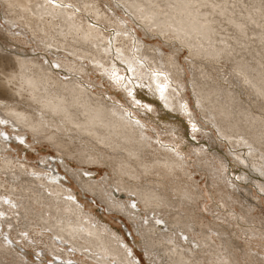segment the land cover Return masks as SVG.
Here are the masks:
<instances>
[{"label":"bare ground","instance_id":"obj_1","mask_svg":"<svg viewBox=\"0 0 264 264\" xmlns=\"http://www.w3.org/2000/svg\"><path fill=\"white\" fill-rule=\"evenodd\" d=\"M33 1L0 0L3 6L1 15L9 24L26 26L25 29L35 38L44 37L42 45L45 47L59 45L66 48L73 56L89 59L95 69L102 68L108 77L115 71L124 77L118 86L124 91L131 89L134 100L136 90L143 88L160 105L167 104L165 107L182 112L181 105L185 102L178 89L186 87L178 53L185 49L191 66L190 86L195 105L205 121L217 124L213 123L219 140L228 143L232 157L237 158L235 160L244 169L253 172V180L259 187H264V182L261 183L264 181V157L262 150L256 149L264 146V0H113L115 6L123 9L144 34L159 36L165 44L171 45L168 54L155 45L136 39L133 32L116 18L113 8L101 5V0H73V3L95 20L106 21L116 29L114 32V29L105 31L99 25L101 23L91 22L74 6L54 7L48 0L30 4ZM62 1L71 0H55V3L68 6ZM11 37L19 41L13 33ZM17 52L0 48V120L10 121L18 127V130H12V137L3 129L5 123L0 124V132L7 137L0 136V212L4 213L0 217V264H43L38 256L35 262H25V254L17 252L12 241L5 244V235L11 239L9 225L19 230L18 237L28 230L44 236L46 248L58 255L57 263L70 258L66 249L59 247L61 251L56 250V243H67L79 252L86 251V256L102 264H113L107 261L108 258L114 259L115 264L139 260L132 247L130 250L135 259L129 258L127 250L120 247L124 241L119 233L106 224H97L91 218L93 215L90 217L77 205L72 189L67 186L68 191H65L59 175L46 166L48 159L41 158L42 165L36 167L14 162L13 156L4 151L11 146L10 141L20 142L17 137L25 138V126L34 134L43 132L42 139L46 138L54 147L62 165L64 157L69 156L75 157L77 162L101 163L110 167L111 177L106 173L97 183L80 173H69L81 190L93 193L107 206L121 207L116 198L118 193L113 189L134 195L143 212L133 213L132 208L125 204L122 208L130 217L131 214L140 216L137 221H131L132 226L144 239V252L152 255L151 261L155 264L162 261L164 264H180L181 260H195L197 264H261L264 252L259 253L251 247L252 253H249L250 248L246 245H236L237 240L233 236L239 234L229 221L227 226L198 221L192 204L202 194L201 187L194 177L186 179L190 173L188 166L192 163L185 155H179L178 159L175 158L178 155L175 148L170 144H151L146 133L143 135L145 125L132 115L131 110L121 111L122 107L111 100V95L97 93L81 83H72L76 80L73 76L65 77L66 73L61 78V68L76 70L73 59H70L71 64L66 57L40 64L30 55L20 57L21 53ZM14 54L18 58L13 57ZM45 59L47 61L46 56ZM81 66L78 67L80 71L84 68ZM154 70L168 76L165 99H161L152 78ZM159 80L163 81V77ZM172 81L180 87L177 89ZM224 120L227 125L231 121L240 125L230 130ZM246 130L249 134L242 135ZM215 156L224 169V158L218 154ZM211 164L203 162L205 167L199 165V169L211 171ZM216 170L217 167L215 173ZM84 171L87 172L86 169ZM108 181L112 185L106 189L103 185ZM141 181L146 183L139 185ZM69 196L73 199H67ZM228 197L229 204L237 200L234 196ZM4 198L16 207L5 204ZM128 204L132 206L134 203L130 201ZM166 208H171V215L167 216L169 209ZM238 216L242 218L244 215L240 213ZM157 218L166 226H176V229L161 231L155 223ZM185 218L199 229L195 240L178 228L180 224L185 225ZM146 219L147 225L144 223ZM234 219L235 223L238 219ZM3 223L7 226L5 230L2 229ZM237 226L247 243L258 238L254 236L256 231L250 230L252 228L242 227L238 221ZM179 231L189 240L177 236ZM174 248L175 253L172 251Z\"/></svg>","mask_w":264,"mask_h":264},{"label":"rangeland","instance_id":"obj_2","mask_svg":"<svg viewBox=\"0 0 264 264\" xmlns=\"http://www.w3.org/2000/svg\"><path fill=\"white\" fill-rule=\"evenodd\" d=\"M39 1L41 2L42 0ZM39 1L34 0L30 4ZM62 3L67 4L70 7L72 6L75 7V2L73 3V0L66 2L62 1ZM101 5H104L105 7L108 6L109 8L110 7L113 8L110 9L114 11L115 15L117 16L116 18L117 19L119 18L123 22L126 29L128 30L130 29L133 32V35H135L136 39L139 38L145 44L155 45L160 49H162L165 53L167 54L169 53V51L172 48L171 45L165 44L163 39H161L159 36L156 35L151 36L150 33L148 35L144 34L143 30L139 28L131 19H129V16L125 14L123 9L115 6L113 0H101ZM2 7L3 6L1 5L0 2V41L2 42L0 43L1 44L0 48L2 49L6 48L9 49L10 51L12 50L15 53L18 51L17 53L19 54L21 53L20 54L21 56L19 55L20 57H22L23 54H27L28 56L30 55L31 59L36 61V63H40V64L42 63L45 64L48 61L51 63L54 59L64 60L65 57L69 58V62L71 64L72 60L70 59H73L77 66L75 67L76 70L72 68H67V70H64L63 68H61V71L63 70L62 73L59 74L61 78L64 77L63 73H66L67 75L65 77L73 76L72 78L76 80V81H72V83L74 82V83L84 84L83 86L85 87L87 86V88L95 92L97 91V93L102 92L103 94L106 95H111V96L113 95L114 97L110 96V98L113 102L116 103V105H120L122 107L120 108L121 111L127 112L128 110H131L132 115L138 117V120H140V122L145 125L143 130L146 131L143 133V135L146 133L145 135H147L146 137H148V141L151 144L155 145L156 143H162L166 146L170 144L172 147L175 148L174 149L176 151V152L174 151L175 154H178L176 155L177 157L175 158L179 159V155L180 156L185 155L186 159H188L189 162L192 163L191 165L188 166V172L190 171V173H188L189 175H186V179L194 177L196 179V183H198L199 187H201L200 193L202 194L197 196L196 199L197 201L195 200L194 203L192 202L193 204L191 203L193 205V211L197 215L198 221L201 223L214 222V223L224 224L226 226H227V222L229 221L231 227H233L234 230H237L239 234V235L233 234L234 235L233 237L237 240V242H235L236 245H246V247L250 248V250L248 249L247 251L249 253L250 252L252 253L251 247L257 250L259 253L264 252V187L263 186L259 187L258 184L253 180L255 178L253 175H251L253 172L248 171L247 168L244 169V167L239 165V163L235 160L237 158L232 157V155L230 154L232 151L229 149L228 143L219 140L216 130L217 128L215 127L216 123L214 121L213 123L215 124L205 121L202 112L195 105L192 89L190 86V83H192L191 82L192 73L190 69L191 66L188 64L189 59L188 58L186 59V55L188 53L185 49L179 51L180 54L178 53L179 55L178 60L184 68L183 83L185 84L186 88L183 90L179 88L180 86H178L177 82L172 81L171 83L175 87L177 86L176 87L177 89L179 88L178 90L180 91L181 96L183 97V101L186 103V104L182 103V105H187V113L184 112L183 109L182 112H180L179 110H172L168 107L160 105L159 104L160 102L156 98L150 97V95L145 93V90L143 88L142 89L138 88L136 90V92L134 93V95L136 94L135 95L136 100H134L133 96L130 97L128 95L127 91H124L122 87H119L118 85L114 84L111 77H108V75H106L101 70L102 68L95 69L92 66L93 62H91L89 59L81 58L79 56L77 57L73 56L70 54V52L66 51V48L60 47L59 45L55 47L54 46L45 47L42 45L43 43L42 41L45 40L44 37L42 39L40 37L35 38L27 29H25L26 26L21 27L18 24L16 26L14 24L13 25L9 24V22L5 21L1 15ZM75 8L77 9V11H79V13L82 16L87 18L89 17L88 19L91 22L94 20L95 22L93 21V23L95 24L101 23L99 25L103 26L105 31L114 29V27L111 25L109 26L106 23V21L99 22L98 20H95V18L92 17L91 14L84 12L78 7ZM114 31H116V29H114L112 32ZM12 33L14 34V36L19 37V41L11 37ZM2 45L4 48L2 47ZM58 55H60L61 57ZM45 56L47 57V61L45 59ZM13 57H17V56L14 54ZM77 64L79 66L82 65L81 67L84 68L81 69L80 71V69H78L79 66ZM111 74L112 72L110 73V75ZM250 78H251V72H250ZM134 101H139V104L134 103ZM150 103L152 104L151 106ZM144 105H147L148 107H143ZM149 108L151 110H149ZM166 114L168 115L169 119H166L167 117ZM170 119L172 120L170 121ZM223 122L230 130H234L237 126L240 125L239 123H235L232 121L229 122V125H227L226 120H224ZM193 124L195 125V130L193 129ZM25 127L28 128V126ZM25 127H23V131L25 132L24 143L10 141L9 144L11 146L6 147L4 151L13 156L14 162L20 161L30 165H34L36 167L42 165L40 160L41 158L45 157L46 160L48 159L46 161L48 162L46 166L52 170L58 171L63 174L61 177L62 180L59 179L61 181L60 183L64 187H66L65 191H68L67 186L68 188L72 189L74 195L78 199L77 205L80 206V208H83V210L86 211L90 215V217L93 215L94 217L92 216L91 218H93L97 222V224L100 225L106 224L112 231L119 233V235H121V237L123 238L124 241L123 244L124 245L126 244L124 249L127 250L128 248L130 249L132 247L131 250L134 252V255L139 258L138 261H140V264H149V261H151L152 259L151 258L152 255H148L147 257L145 256V252L142 244L144 243V239L142 240L141 235L135 232V228L132 226V222H131L132 220L137 221L140 218V216L138 215L137 217V215L131 214L132 217H130L129 215H126L128 214L127 212L125 214V210L124 208H122L125 207V205H128L134 211L133 213H138L139 211L143 212L142 206L138 203V200L134 198V195L129 194L125 190L117 191L113 189L114 191H116V193H118L116 198L117 200H119V203H121V205H119L121 207L118 208L122 210L120 209L118 210V208L107 206L93 193L81 190L77 185L75 179H73V177L70 174L77 172L80 173L85 178H88V180L90 179L93 182L97 183L100 180H102L103 177L106 176L105 175L106 173L108 177L109 176L111 177L112 171L110 167L101 163L95 164L93 162L87 164L86 162H77L75 157H69V156L64 157V164L62 165L61 160L56 157L57 154L54 147L49 143V141L46 138L42 139L41 136L43 135L42 134L43 132H40L39 134L38 133L34 134L32 132H29V130ZM3 129H5V131L13 137L14 133H12V130H18V127L11 124V122L8 121L7 123H5ZM262 129L264 130V125L262 126ZM246 134H249L248 130L242 133V135H246ZM34 135L36 136V138H34L35 137ZM256 149L262 150V156L264 157V146L258 147ZM216 154L224 158L223 160L226 163L224 169L219 164L220 162L215 156ZM24 155L26 157H24ZM185 157L183 158L182 156L181 158L185 159ZM203 162L207 164L212 163L211 164L212 166L210 165L212 170L205 171L204 168H201V166L202 167L204 166ZM199 165H201L200 166L201 169H199ZM219 165H220L219 168L221 170L218 168ZM215 167H217L218 169L216 170V173L214 171ZM84 169H86L87 172H85ZM178 169L177 171L180 172V168ZM127 179H129L131 182H135V180L133 181L129 177ZM262 182L264 181H261V183ZM145 183L146 181L143 182L141 181L139 185H143ZM111 185H112L111 182L108 181L107 185L105 184L103 186L106 189H108L111 187ZM229 195H231V197L234 196V198L237 199L235 203L232 204L230 202L229 204V197H228ZM171 199L174 200L175 197H172ZM223 199H225V201ZM130 201L131 202L133 201L135 207H132L130 204H128V202L130 203ZM223 203H225L226 205H224ZM166 209H169V213H167L168 214L167 216L171 215L172 214L170 212L171 208H166ZM240 213L244 215L242 216V218L238 216ZM160 214L162 215V213ZM143 216L145 217V215ZM219 216L225 219L222 220L220 219ZM236 217L238 219L237 221L240 222V225L242 227L245 228L249 227V229L252 228L250 230L256 231V235L254 236H258V238L254 239V242L253 241L250 243L246 242L247 241L246 238H244V235H242L240 233L241 232L240 229H238L237 221L235 222L236 224L234 223L235 221L234 218ZM184 220L185 222L183 223H185V225L182 226L180 224L178 225L179 227L178 226L177 227L181 228L189 235V237L191 238L193 237L192 239L195 240L197 235H199L198 232L199 229L195 227L193 223L191 222L189 223L190 220L189 218H185ZM167 225L168 226H166L164 223H162V225H159L160 230L165 232H171L173 231V228L176 229V226L173 227L170 224ZM191 226H193V228ZM4 227L6 229L7 226L3 223L2 229H4ZM10 229L11 230H8L9 231L8 233L10 234V238H11L10 240L12 241L13 246L17 249V252H21L22 254L23 253L25 254L26 256V258L24 259L25 262H28L30 260L35 262L36 260H38V258L36 257L38 256L43 264H49L50 261L52 262L50 264H60L56 262L57 261L56 258H58V255L49 251L48 248H46L47 246L44 245L45 243L44 236H41L39 233H35V231L32 232L33 230L32 231L28 230L27 232H25L27 233L26 238L24 236L18 237L20 233L19 230H17V228L12 226L10 227ZM35 229L37 230L38 228L35 227ZM128 230L130 231L129 234H128ZM179 232H176L177 236L180 235L181 232L180 233ZM212 235L214 236V238H216V234L213 233ZM187 240H189L188 237ZM181 243L185 244V241L184 242L182 241ZM28 244H30V246ZM248 245H250V247ZM56 246H57L56 250L58 252L61 251L60 249H58L59 247L66 249V252H68V256L70 258V260L68 261H71L72 264H96V263L102 264L100 262L95 261L94 259H91L89 256H86L87 254L86 251L82 250L81 252H79L78 250L71 248L67 243H64V245L56 243ZM35 247H38V249L35 250ZM209 248H213V247L209 246ZM257 255L260 256V254ZM132 258L135 259V257ZM107 261L109 262L112 261L113 263L115 260L112 258H108Z\"/></svg>","mask_w":264,"mask_h":264},{"label":"snow or ice","instance_id":"obj_3","mask_svg":"<svg viewBox=\"0 0 264 264\" xmlns=\"http://www.w3.org/2000/svg\"><path fill=\"white\" fill-rule=\"evenodd\" d=\"M48 2L53 4L54 7H70V6H66V5H62V4L58 5V4L55 3V0H48ZM9 6L11 7V5H9ZM212 7L215 8L216 5H212ZM117 52L119 54V50H117ZM160 77H163V81L159 80ZM152 78H153L154 82H156V87H157V89L159 90V92L161 94V99H165L164 93H165V90L168 88V76H167V74L164 73V72H158V71L154 70L152 72ZM111 79L114 81V83H116L117 85H120V84H122V82L124 80V77L119 76L115 71H113L112 74H111ZM125 90L128 92V95L130 97L133 95L131 89L126 88ZM134 103L139 104V101H134ZM165 106H167V104ZM143 107H148V106L144 105ZM181 107H182V109L185 112H187V105H181ZM149 110H151V109L149 108ZM3 123H7V121L0 120V124H3ZM136 123L139 124V121H136ZM193 129L195 130V125L194 124H193ZM0 136H3L5 139H7L5 134L2 133V132H0ZM17 139L20 141V143H24V138L23 137H17ZM67 199L71 200L73 198L71 196H69V197H67ZM3 202L5 204H10V206L13 207V208L16 207V205L14 203H12L11 201H9L6 198H4ZM132 207H135V204H133ZM3 216H4V213L0 212V217H3ZM144 223L147 225L148 224V220L146 219L144 221ZM155 223L157 225H160V224L163 223V220L157 218V219H155ZM9 227H11V225H9ZM21 236H24L26 238L27 237V233L22 232ZM180 237H181V239L187 240V237L184 236L182 232L180 233ZM4 240H5V244H11V240H9L7 235L4 236ZM169 243H170V241H169ZM120 247L124 248L125 245L121 242L120 243ZM193 247H196V245H193ZM172 251H173V253H175L176 249L174 248V249H172ZM127 255H128L129 258H131L132 252H131L130 249H127ZM145 256L146 257L148 256V252L147 251H145ZM60 264H72V262L71 261H61ZM113 264H115V262H113ZM129 264H140V261L130 259ZM149 264H155V262L154 261H149ZM161 264H164V262L162 261ZM180 264H197V262L195 260H191V261H183V260H181ZM261 264H264V260L261 261Z\"/></svg>","mask_w":264,"mask_h":264}]
</instances>
